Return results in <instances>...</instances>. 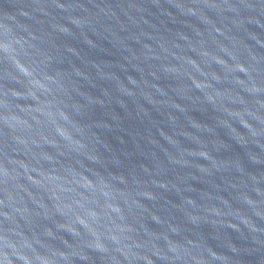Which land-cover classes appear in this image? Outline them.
I'll return each mask as SVG.
<instances>
[{"label": "water", "instance_id": "obj_1", "mask_svg": "<svg viewBox=\"0 0 264 264\" xmlns=\"http://www.w3.org/2000/svg\"><path fill=\"white\" fill-rule=\"evenodd\" d=\"M0 264H264V0H0Z\"/></svg>", "mask_w": 264, "mask_h": 264}]
</instances>
